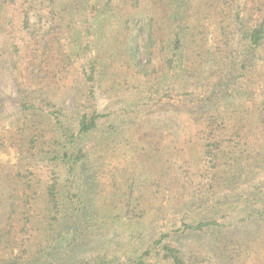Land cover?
<instances>
[{
  "label": "rangeland",
  "instance_id": "374dc122",
  "mask_svg": "<svg viewBox=\"0 0 264 264\" xmlns=\"http://www.w3.org/2000/svg\"><path fill=\"white\" fill-rule=\"evenodd\" d=\"M262 20L264 0H0V264H264V43L249 65L238 43ZM209 141L241 171L223 211Z\"/></svg>",
  "mask_w": 264,
  "mask_h": 264
},
{
  "label": "trees",
  "instance_id": "16d2710c",
  "mask_svg": "<svg viewBox=\"0 0 264 264\" xmlns=\"http://www.w3.org/2000/svg\"><path fill=\"white\" fill-rule=\"evenodd\" d=\"M151 38V35H150ZM176 41L178 42V40L176 39ZM241 43L242 46V62L246 63V64H251L252 60L254 59L255 54L257 53V51L259 50V48L263 45L264 43V20H262L260 23H257L256 25H253L252 27L245 29L243 31L240 32V39L238 40V43ZM178 46V43H176V45H173V51L176 50V47ZM135 55V52H133V55ZM218 57H220V55H218ZM173 60L174 58H169L166 59L165 62H167V66L172 67L173 66ZM244 65L241 66V68H245L243 67ZM247 67V65H245ZM146 86V83H145ZM153 86L149 87V89H151ZM155 92L157 91H147V99L148 100H153L154 96H155ZM216 95L215 93H210L209 94V98ZM95 117L91 116L89 119H87L85 116H83L79 122V134H86L89 131H91L94 127H95ZM212 122L207 123L206 127L208 128L209 132H215V129H212ZM214 130V131H213ZM247 152V151H246ZM205 154H207L208 157H210L211 161L210 162H214V167L212 170H216L217 171V175L216 178L218 176V180L212 179V181H209V184H218L217 186V191H215L214 194H211L209 191H207L206 193L209 194L208 196V200L209 203H212V206L215 207H219L217 210H221L223 208V205H226L227 203L223 204L224 202H228V197L231 196V192H233L235 186L236 185V181L238 179L239 174H241L240 169L236 170V173L234 174L233 171H231L230 167L228 166V171L225 169L224 171V167L225 164H219V162H215L218 160V157H223L224 156V150L221 147V144L215 142V143H211V141L207 142V150L205 149ZM260 156V154L258 155ZM258 159L262 160V163H264V155H262L261 157H259ZM245 163L243 166H249L250 164H254V162H258L255 159H244ZM259 166V165H258ZM223 168L222 170L224 171L223 173L220 172L219 169ZM216 181V182H215ZM55 184L50 185L48 190H47V197L49 200V203L51 205L52 210H55L57 212L58 210V203L56 201V188H55ZM220 189V190H219ZM209 190H212V188L209 185ZM219 190V191H218ZM213 196V197H210ZM221 199V200H219ZM221 201V202H220ZM244 203V202H243ZM249 208H251L250 211H252L251 213L254 214H261L260 216L264 218V204L260 207L257 208H253L251 206H248ZM246 208V207H245ZM78 210V209H77ZM223 211V209H222ZM215 223H199L195 226H191V225H183V229H189L195 232L201 231L203 228L213 225ZM160 242L154 241L152 248H148V250H146L145 254L143 255L144 257L147 256L153 249L154 247H156ZM164 257L166 259L171 260L174 264H183L181 257L179 255V251L176 249H173L167 245L162 246L161 248ZM84 264H114L112 262H101V261H97V262H89V263H84ZM138 264H141V259L138 261Z\"/></svg>",
  "mask_w": 264,
  "mask_h": 264
}]
</instances>
